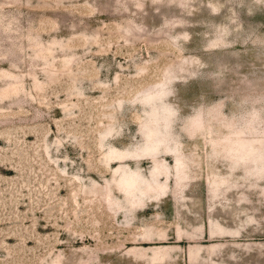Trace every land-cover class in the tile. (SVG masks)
<instances>
[{"label": "rangeland", "instance_id": "rangeland-1", "mask_svg": "<svg viewBox=\"0 0 264 264\" xmlns=\"http://www.w3.org/2000/svg\"><path fill=\"white\" fill-rule=\"evenodd\" d=\"M0 264H264V0H0Z\"/></svg>", "mask_w": 264, "mask_h": 264}, {"label": "bare ground", "instance_id": "bare-ground-1", "mask_svg": "<svg viewBox=\"0 0 264 264\" xmlns=\"http://www.w3.org/2000/svg\"><path fill=\"white\" fill-rule=\"evenodd\" d=\"M246 153H247V152H245V154H246ZM134 183H135V181H131V184H130V185L132 186V185H134Z\"/></svg>", "mask_w": 264, "mask_h": 264}]
</instances>
